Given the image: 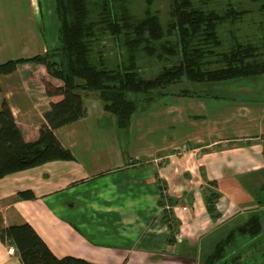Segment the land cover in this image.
I'll return each instance as SVG.
<instances>
[{"label":"crops","instance_id":"obj_1","mask_svg":"<svg viewBox=\"0 0 264 264\" xmlns=\"http://www.w3.org/2000/svg\"><path fill=\"white\" fill-rule=\"evenodd\" d=\"M53 8V0H0V63L58 46ZM0 83V107L6 100L25 140H36L61 98L47 84L63 80L27 61ZM229 87L235 95L225 98L144 96L127 128L116 125L99 92H88L85 115L54 129L73 158L0 178V230L28 221L56 256L95 264H204L230 229L264 216V102L250 85ZM212 191L217 215L207 209ZM245 245L248 254L233 261L226 251L216 264H264L259 237ZM0 264H24L1 235Z\"/></svg>","mask_w":264,"mask_h":264},{"label":"trees","instance_id":"obj_2","mask_svg":"<svg viewBox=\"0 0 264 264\" xmlns=\"http://www.w3.org/2000/svg\"><path fill=\"white\" fill-rule=\"evenodd\" d=\"M145 2L140 12L134 0H53L58 46L43 54L0 63V75H4L15 71L19 63L41 62L64 82L55 88L47 84L48 94L61 98L45 112L46 122L34 141L25 140L12 109L3 101L0 178L54 159L73 158L54 129L85 115V98L90 91L99 92L116 125L127 128L137 108L130 93L151 101L184 78L203 84L264 76V0H249L251 6L232 0L219 4L213 0H170L168 19L153 10L154 0ZM141 52L166 59V63L155 75L145 76L139 63ZM170 57L177 60L169 62ZM178 93L194 95L197 91L183 89ZM19 194L34 197L30 190ZM217 198L214 191L207 197L212 215H217ZM165 215L170 221L171 213L166 211ZM263 219L256 213L230 229L204 258V264L225 259L227 248L240 236L258 238L264 231ZM0 231L2 239L16 247L24 264H95L79 256H56L28 221L9 223Z\"/></svg>","mask_w":264,"mask_h":264},{"label":"rangeland","instance_id":"obj_3","mask_svg":"<svg viewBox=\"0 0 264 264\" xmlns=\"http://www.w3.org/2000/svg\"><path fill=\"white\" fill-rule=\"evenodd\" d=\"M146 0H134V5L137 11H142ZM224 0H213V2H223ZM232 1H242L246 5H250L249 0H232ZM152 8L156 11L162 18L168 19L169 18V10H170V0H154L152 4ZM47 21H45L46 23ZM44 23V20H43ZM171 38H174L173 36ZM139 63L142 66L141 73L145 76H152L155 75L158 71H160L166 63V59H159L155 56H149L143 52L140 53ZM165 57V53L162 55ZM114 57V56H113ZM177 57H170L169 62L176 61ZM170 64V63H168ZM228 83L224 82H211V83H193L187 79H183L180 83L172 84L166 87V92L172 93L173 92H180L183 89H191L193 91H197L196 96L201 97H208V96H220L219 98H225L227 96H233V92L229 86H234L236 84H245L254 87V90L260 91L255 95L259 102H264V76H257V77H249V78H241V79H234L228 80ZM262 85V86H261ZM259 86V87H258ZM261 86V87H260ZM262 91V92H261ZM245 95V94H244ZM215 96V97H216ZM130 97L136 100L139 107L146 103L144 101V95L130 93ZM263 226H264V219H263ZM247 236H240L237 241L233 244V246L227 248V257H232L233 255L237 254H248L249 247H246L245 243L247 240ZM259 249H264V231L259 236Z\"/></svg>","mask_w":264,"mask_h":264},{"label":"built area","instance_id":"obj_4","mask_svg":"<svg viewBox=\"0 0 264 264\" xmlns=\"http://www.w3.org/2000/svg\"><path fill=\"white\" fill-rule=\"evenodd\" d=\"M167 207H169V204L167 203Z\"/></svg>","mask_w":264,"mask_h":264}]
</instances>
